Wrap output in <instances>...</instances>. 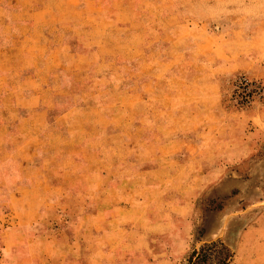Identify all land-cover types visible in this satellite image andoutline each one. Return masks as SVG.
I'll return each mask as SVG.
<instances>
[{"label":"rangeland","instance_id":"rangeland-1","mask_svg":"<svg viewBox=\"0 0 264 264\" xmlns=\"http://www.w3.org/2000/svg\"><path fill=\"white\" fill-rule=\"evenodd\" d=\"M38 1L0 0V7ZM79 1L64 18L93 24L79 34L99 42L102 58L78 72L86 92L76 123L49 115L24 177L0 148V264H85L91 255L76 232L99 210L114 216L117 234L103 245L114 247L107 258L116 264H180L200 244L196 234L224 239L227 264H264V0H99L100 7L91 0L86 13ZM239 75L261 85L245 106L231 95ZM217 103L226 126L205 123L207 114L218 116ZM187 109L201 113L192 125L181 121ZM207 127L248 150L163 147ZM84 164L95 175L73 171ZM54 167L68 185L26 188Z\"/></svg>","mask_w":264,"mask_h":264},{"label":"crops","instance_id":"crops-1","mask_svg":"<svg viewBox=\"0 0 264 264\" xmlns=\"http://www.w3.org/2000/svg\"><path fill=\"white\" fill-rule=\"evenodd\" d=\"M75 1L39 0L38 4L34 6L22 4L19 7H0V148L9 150L7 154L13 157L12 161L16 164L17 172L23 177L32 156L38 153V149L41 147L38 140L45 139V136L41 137V131L43 128L47 129L45 126L48 125L49 115H53L59 120L62 119V122L68 124L76 123L73 114L83 109V104H81L83 97L81 96L86 92V87L83 88L79 85L81 83L78 80H81L86 70L91 69V66L96 65L95 63L102 58L99 56V42L96 44L90 37L82 35L84 33L79 34L84 27L87 25L92 27L93 24L70 16H67L68 19L64 18L70 10L75 8L73 6ZM90 1L80 0L78 5L80 10L86 13L90 7ZM94 7H100L99 0L95 2ZM85 17L87 18L88 15L85 14ZM81 63H85V65L82 66ZM82 69L84 70L83 76H77ZM63 101L68 102L67 107L57 111V107ZM212 110H214V114L218 115L217 111H221L223 108L217 103ZM212 110H208V112ZM193 112L194 110L187 109L182 113L186 119L181 121L194 124L196 121L192 118L201 113L193 114ZM213 117L214 115L207 114L205 123L211 126L227 125L224 118H220L219 115ZM66 133L74 134L68 129ZM232 141L233 138L230 134L224 135L219 131L215 133L212 127H207L205 131L201 132V135L193 138L173 139L167 143L165 139L163 147L182 148L181 150L188 151L189 154H192L190 150L194 148H198V150L202 148L207 151L204 154L213 155L221 154L220 150H224L225 155L246 153L248 149L245 146L235 148L231 144ZM28 150L30 151L28 152ZM1 154L3 153L0 152ZM84 165V167L73 169V171H84L89 176L95 175L93 172H88L87 164ZM23 169L25 170L23 171ZM103 171L104 169H101L99 174L103 180L101 184L102 187H108L107 177L105 178V175L102 174ZM30 172V174L33 173L31 170ZM53 172L54 174L49 176L48 170L44 169L43 176L41 174V177L37 178L40 181L34 183L33 178H30L29 186L26 188L33 189L35 185L43 183L45 186L54 188L69 184L64 181L63 176H58L62 171L60 172L54 167ZM38 173L41 172L37 171L34 176ZM114 180L120 181L119 178ZM148 182L153 187L156 185L154 181ZM114 212L116 213V211ZM98 213L100 215L96 218ZM104 213L107 215V210L86 213L83 218L87 221V226L83 228L82 233L76 232L83 236L86 248L89 249L91 255L85 264L117 263L115 260L107 258L109 253L110 255L114 254V247L103 245L108 242L109 235L117 234L111 227L114 216L111 214L104 216ZM157 222L165 223L166 221L159 220ZM94 233L96 234L94 235ZM132 241H134L133 238L128 239L126 244L129 247L127 248H134ZM72 246L75 244L73 243ZM118 252L119 248L116 250V254L119 256Z\"/></svg>","mask_w":264,"mask_h":264},{"label":"trees","instance_id":"trees-1","mask_svg":"<svg viewBox=\"0 0 264 264\" xmlns=\"http://www.w3.org/2000/svg\"><path fill=\"white\" fill-rule=\"evenodd\" d=\"M194 242L200 244L197 247L193 245L180 264H227L232 257L229 244L222 238L204 240L196 234Z\"/></svg>","mask_w":264,"mask_h":264},{"label":"built area","instance_id":"built-area-1","mask_svg":"<svg viewBox=\"0 0 264 264\" xmlns=\"http://www.w3.org/2000/svg\"><path fill=\"white\" fill-rule=\"evenodd\" d=\"M261 85L245 75H239L232 80V97L238 101L240 105L245 106L250 102L253 94L258 96L261 94Z\"/></svg>","mask_w":264,"mask_h":264}]
</instances>
